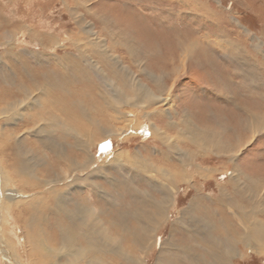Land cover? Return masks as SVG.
<instances>
[{
	"label": "rangeland",
	"instance_id": "rangeland-1",
	"mask_svg": "<svg viewBox=\"0 0 264 264\" xmlns=\"http://www.w3.org/2000/svg\"><path fill=\"white\" fill-rule=\"evenodd\" d=\"M78 1L79 2H76V0H0V178H6L3 186L0 184V231L3 238L2 241L7 245L0 254V264H10L8 261L13 262V258L9 255L11 260H8V257L5 254H14L15 260L17 259L18 264H44L45 260H37L43 259L40 254L36 251L32 253L29 252L30 250L26 243V232H24L25 228L23 220L30 217L31 210L27 208L26 204L17 202L29 201L34 198L42 199L43 197L45 202H47L36 208V214L39 212L41 217L39 229L42 234H44L42 235V238L45 237V239L43 238L45 245L57 252L58 261H55L54 263L82 264L76 262L75 258L67 255L65 250L60 249L64 248L65 240H61L62 234L61 232L56 231L55 225L56 221L62 222V219L61 216L54 217V215L51 214V209L55 208L54 206H56V203L54 199L59 195V190L63 188L64 182H62V177L65 175L68 177L69 174L73 172V170H71L73 169L72 166L68 164L66 160H64L63 163L59 162L60 160L58 159L56 149L62 147V144L72 145L71 143H73V140L69 138L71 135L69 133L72 132V128L69 127V125L79 126L81 121L82 125H84L83 122L86 123V118L83 117V114L91 113V116H96L98 114L97 111L101 112L102 107H104L105 96L108 97L110 95L111 89L109 91L104 89V87L106 88L105 81L101 79L102 74L100 73V75H98L96 70H103L105 74L108 75L109 79L112 78L111 81H113L115 85L122 84L126 81L128 85L125 90L126 92L123 91V93L124 96L126 94L130 95V89L131 86L133 87L134 78L139 80H144L146 78L145 75L140 74L138 65L136 64L139 60V56L136 58L132 55L133 46L139 47V50H141L140 53H144L145 48L147 50H153V46L156 45L158 54L165 53L169 55L171 53L179 52V48H177L179 47V44H182L183 46L195 45L197 46V55L195 57L194 65L192 64L193 66L189 68V71L181 72V74L177 76L178 79L175 81L172 90V98L178 103V109L175 110L176 107L171 109L174 119L172 120L168 115V113H170L169 108L174 105L172 103V105H165L164 107L162 105L154 106L155 110L154 107L149 108V118L145 117L144 108L129 107L127 109L129 112L127 118L133 119V123L129 124L131 126V131L129 130L127 133L118 137H109L101 142L97 141L95 146L91 147L90 153L98 163L91 167L93 170L98 167L102 168H100L97 175L95 174L96 176L93 175L88 177V171L81 172V174H85V182L82 183L83 188L81 190L84 195L89 198L91 203H94L95 210H98L99 223H102V228L104 227L105 230L108 231V234L114 243L117 244V246L114 245V247H118L117 256L111 253L107 255L102 254L103 257L101 256V259L103 262L108 264H135L134 259L142 258L144 259V264H158L157 259L159 251L162 247V243L167 241L171 235L170 231L172 223L179 217L180 211L186 209L190 201L198 195V191H196L197 188L202 192V195L204 194L208 197L211 196L216 198L219 196L220 187L228 182L231 175L234 174V168L232 169L229 167L230 170L229 168L226 169L223 167V165L225 166L224 163L230 165L229 163L234 161L239 167L242 166L240 167L241 173H244L247 176L250 174H258V172L262 171L264 172V129L257 132L251 141L240 148L241 151L237 154L238 157L236 156L233 161L227 157L224 158L225 161L218 160L217 158L216 160L214 158L208 159L206 164L212 170L209 172L210 177L207 176L204 178L203 176H198L196 172L193 176L192 184L197 188L190 187L187 189L184 185L179 188L177 194H179L178 198L180 199H178V202L176 203V209H169L170 214L168 215V220L160 226L161 228L158 231L159 234L157 235L156 240H153L152 242V244L155 243L153 248L150 242L148 246L149 249L145 254L139 250V246L136 244L137 233H140L142 230L141 225L139 226L137 220L130 215L131 208H134L133 206L138 205L139 202L136 200L134 201V199L131 201L128 197L127 189L129 186L122 182L124 181L122 177H128L126 169H130L132 172L137 171L132 163L135 155H140L142 157L153 155V160L160 165L161 163L168 164V158L166 157L167 154H165L168 153V157L171 159L168 161H171V163L174 164L178 163V159H180L179 156L176 153H169L167 145L163 146L159 143L160 141L158 139L154 138V130L152 126L157 125L163 128L167 121L169 123L172 121L180 122V120L184 118L187 110L191 111V113L187 114V117L190 116L192 123L200 127L216 129L219 127L218 125L221 124L220 121H225L226 124L229 125L228 127L234 131L235 129L233 128L238 129L240 126V120L242 117L243 120H245V123L250 125V123H248L249 118L247 117L248 110L257 113L260 117L258 120L264 123V97L261 98V95L259 97V94L249 95V88L246 85L253 81L251 76L255 79H257L256 77H260V75L264 76V0ZM83 1L86 3L84 4ZM70 8L74 11H71ZM75 9L78 10L75 11ZM13 34H15V36L10 40L9 38ZM227 42L233 44V52L236 54H233L230 49L228 54L226 52L221 53L214 49L215 44L230 45L226 44ZM99 43L107 44V46L111 48V52L119 56L118 58L122 62L121 67L124 66V68H127L125 69V72H119L116 69L114 70V61L108 59L106 55H102L101 52L97 50L98 47L94 45ZM51 44H60V47H52ZM72 44H75V46H72ZM78 44H80L81 49H84V52L86 51V54L83 55V51L80 53L81 49L77 48ZM88 44L92 45L88 46ZM152 44L154 45L152 46ZM142 46L144 47V50ZM206 46L213 48L215 51L212 50L207 54L203 53L202 50ZM90 47L91 49H89ZM97 51L99 53H97ZM29 52L36 54L39 53V58H37V60L29 58V56H27ZM106 52L109 53V50ZM140 55L142 56V54ZM233 55L237 58H241L240 60L244 64H235L232 59L234 58ZM155 56L156 57L150 59L149 63L154 65L159 62L160 56H157L156 54ZM89 57L92 61L89 60ZM57 58H62L66 62H69L70 59H72L73 62L76 63L81 59L80 62L82 68L84 66L89 72L83 70L85 82L81 84L73 83L71 81L73 77L71 69L66 72L63 71L55 61ZM86 58H88V61ZM220 58H222L225 63H223L222 60L218 61ZM213 60H216L219 63L218 65L221 74V77H219L221 79L220 82H218L216 76H214V68L212 69L211 66L209 67L208 65L209 62H213L212 66H215L216 68L217 62H214ZM94 61L99 67L92 70L93 67H91V63L95 64ZM190 65L191 63H189V66ZM46 68L51 69L52 71V81H54V85L61 83L63 87L61 90L59 89L54 92V96L60 99V103L53 108H50L48 105L47 100L49 98H44V103L46 104L47 102L46 105H48L49 108L47 107V111H43V113L47 119H50L53 123L58 121V119H64L66 123L56 124V129L53 131L54 134H52V149L49 145L47 147V144H42L38 141L39 138L35 133L38 129L37 123L43 122H36L34 116H29L30 113L24 110V105L15 106L13 111L15 113L12 114V110H6L9 106H7L9 102H13L14 104L15 102H21V104H25V95H23L22 90L17 89L21 84L20 82H25L24 87L33 85V82L31 81L33 79H37V85L46 82ZM130 69L132 71H130ZM245 71L249 72L245 75L250 73L251 75L244 76L243 74ZM29 74L36 79L31 78ZM42 74L45 76L44 78ZM209 77L215 82L214 84L213 82L212 84H209L207 81ZM115 78L117 79L115 80ZM130 79H132L133 82ZM245 79L247 80L245 81ZM91 81L93 83H91ZM82 84L84 85V88ZM129 84L132 85L129 86ZM99 87H101V89ZM82 90L85 91L83 92ZM256 90L261 89L260 87L256 88L253 92ZM99 91L103 92L100 93ZM262 92L263 91H259L260 94ZM253 97H256L255 100ZM115 98V96H112L113 100ZM100 102L103 104H100ZM190 102L193 104V107L187 106ZM68 104H71V106ZM82 109H84V113H82ZM246 110L248 111L247 113ZM31 113L32 115H35V112L32 111ZM73 114L75 116H73ZM99 115L100 114L97 116ZM52 119L55 120L52 121ZM69 121L71 124H69ZM67 124L69 125L66 126ZM125 124L126 123L123 124L120 122L117 125L123 127ZM234 124L235 126H233ZM231 130H229V132L226 131L227 134H225L224 138L225 142H233V140H235V134ZM48 132H51V130ZM168 133L173 138H176L175 136L178 135V128L175 127V129H168ZM18 137L21 140L20 148L17 145L19 140ZM98 137L99 136H95V140L100 139V137ZM106 141L110 142V145L106 150L101 151V145ZM175 142H177V139H173V142L168 144L175 145L178 143ZM1 143L7 146L4 154H1ZM179 145L182 147L181 144ZM185 145L187 144L185 143ZM70 151H72V148ZM198 151L199 150L196 148L194 149V157L202 153L201 151ZM121 152L123 153V163L120 164L125 168L117 167L116 172L115 169L110 168V162ZM163 153L165 154L164 157L162 155ZM3 155L6 157H3ZM198 159H200L199 156ZM18 161H20L19 164H16ZM197 162L199 163L200 161ZM19 166L24 169L23 172L17 168ZM66 166L69 167V172H66ZM117 180L121 182L116 183L114 186L109 183V181ZM97 184H99V186ZM92 185L98 186L97 192L93 191L92 188L94 186ZM131 188L140 191L149 190L152 197L159 198L160 193L156 190L150 189L143 182L131 185ZM229 189H232L231 185H229ZM53 190H55L57 195ZM118 195L119 197H122L120 201L119 197H117ZM98 196L101 197L98 198ZM104 196H108L111 199L118 198V206L116 208L106 207L105 201L102 199ZM205 201L206 203L208 202L207 205L209 206L210 202L207 199ZM16 202L17 205L13 206ZM88 203L91 204L89 201ZM112 204L115 203H111V205ZM45 205L46 207H44ZM2 207L3 209H1ZM86 207H88V205H86ZM211 207L209 208L213 210L211 214L207 213L209 216H213V212H215V210L217 211L215 205H211ZM7 209L10 210L8 211ZM68 209H70V206ZM224 209L225 208H223V210ZM201 211L203 212H199L198 210L199 214H204V210L201 209ZM230 211L225 209L223 213L225 215L227 212V215ZM46 213H48V215ZM120 214L121 216L119 217ZM122 215H126L128 218L126 217L123 219ZM214 217L217 216H213L212 218ZM218 218L220 219V217ZM124 220L128 221L127 223L129 226ZM217 221L219 222V220ZM123 227L124 229L127 227L125 229L126 231ZM138 227H140V229ZM180 227L181 226H178V229H180ZM127 230L129 231L128 233H126ZM132 231L133 233H131ZM192 232L193 231L190 230H187L186 232L184 230L181 231V229L173 232L174 234H172L171 237H173V241L175 240L177 246L176 251L183 252L187 249H191L193 245L191 238ZM56 237H59V240ZM148 239L150 240V238ZM259 246L260 244L258 245V251L250 252L248 250L247 253V248L239 245L240 250H243V253L246 251L245 253L247 256H245V258H239L238 256L231 257V264H264V243L260 247ZM120 249L124 252H121ZM195 252L201 255L203 253L200 248H196ZM121 254L123 257H120ZM123 254H125V258ZM181 256L182 254L180 257ZM126 258L128 259L126 260ZM181 259L182 260L179 261L175 256L174 261H172L171 264L174 262H176L175 264H182L181 262H183V264H190V262H185L183 256Z\"/></svg>",
	"mask_w": 264,
	"mask_h": 264
},
{
	"label": "bare ground",
	"instance_id": "bare-ground-1",
	"mask_svg": "<svg viewBox=\"0 0 264 264\" xmlns=\"http://www.w3.org/2000/svg\"><path fill=\"white\" fill-rule=\"evenodd\" d=\"M76 2H79V1L76 0ZM83 3H84V1H83ZM79 7H81V6H79ZM77 10L75 9V11H77ZM71 11H74V10L71 9ZM78 13H79V11H78ZM14 36H15V34L11 35L9 39L10 40H11V38L13 39ZM227 40H229V39H227ZM226 44H230V45L215 44L214 49L218 50L221 53L226 52L227 54H228L229 49L233 52L234 51L233 44L231 42H227ZM51 45H52V47H56V46L60 47V44H51ZM91 45L92 44H88V46H91ZM94 45H96L98 47V49L97 48L96 49L99 52H101L102 55H106L108 57V59L114 61L113 62V64L115 65L114 70L116 69L119 72H123V71L125 72V69H127V68H124V66L121 67L122 62L118 58L119 56L116 54H113V52H111V48L108 47L107 44L99 43V44H94ZM115 45H117V44H115ZM153 45L154 44H152V46ZM72 46H75V44H72ZM77 48L81 49L80 44H78ZM142 48L144 50L143 46H142ZM177 48H179L178 49L179 52H175V53H171V54H169L167 52L169 54V55H167L165 53H163V54L159 53L158 54L156 45L153 46V50H147L145 48L144 53L143 52L140 53L141 50H139V47L133 46V49H132L133 54L132 55H133V57L135 56L136 58H137V56H139V60L137 61L136 64L138 65L140 74L145 75L146 78L144 80L143 79L139 80L137 78L136 79L134 78V82L132 79H130L134 83L133 87L131 86L132 84H129V86H131V89H130V91H131L130 95L131 96L129 94H126V93H125L126 95L124 96L123 91L126 90L127 85H128L126 81H124V83H122V84H116L115 85L114 82L111 81L112 78L109 79L108 75L105 74V72L103 70L97 69L99 66L95 61H94L95 64L91 63V67H93L92 70L97 69L96 73L98 75H100V73L102 74L101 79H103L105 81L104 83L106 84V88L104 87V89H106L108 91L111 89L110 95L108 97L105 96L104 107H102V111L99 112V111L95 110L98 112V114H100L99 116H97L98 114L96 116H93V115L91 116L90 115L91 113L86 114V113H84V109H82L81 111H82V113H84L83 117L86 118V121H85L86 123L83 122L84 125H82V121H81V123L79 122L80 123L79 126H74V125L70 126L69 124H71V123L69 121V124L66 125V126L69 125V127L72 128L71 129L72 132L69 133L71 135L69 136V134H68V136H69V138H71L73 140V143H71L72 145L62 144V147H60V148L58 147L56 149L57 150L56 153L58 154V159L60 160L59 162L63 163V161L66 160L68 162V164H70L72 166L73 169H71V170H73V172L71 174H69L68 177H67V175L62 177L63 178L62 182H64L63 183L64 185H63V188L61 190H59V195H57L55 190H53V192H55V194L57 195L56 198L54 199L56 206H54L55 207V208H53L54 210L51 209V214L54 215V217L55 216H57V217L61 216V219H62V222L56 221V225H55L56 231L61 232V234H62L61 240L62 239L65 240V243H64L65 245L63 244L64 248H60V249L65 250L67 252V255L75 258L76 262H79L82 264H108L106 262H103V260L101 259L102 254L107 255V254L111 253V254L117 256V251H118L117 250L118 247H114V245L117 246V244L114 243V241L112 240V238L108 234V231L105 230L104 227L102 228V226H101L102 223H99L100 220L98 218L99 217L98 210H95V207H94L95 205H93L94 203L92 204L91 201L89 200V198L87 196H85L83 191L81 190L83 188L82 183L85 182V176H84L85 174H81V172L88 171L87 175H89L88 177H90V176H93L95 174L97 175L98 171H100V168H102V167H98L97 169L95 168L93 170V168L91 167V166H94L95 164L98 163V161L94 158V156H91L92 155L90 153L91 147H94L95 143L97 141L101 142L104 139L109 138V137H111V138L112 137H118L120 135H123L124 133H127L130 130L131 126L129 124L133 123V119L127 118V116H128L127 114H129L127 109L129 107H132V108L142 107V108H144L145 117L149 118V116H150V111H148L149 108H152V107L157 106V105L158 106L162 105L164 107L165 105L174 104L173 106H171L169 108L170 113H168L170 118H172V120L174 119V116L171 113V109H174L175 107H176L175 110L178 109L177 108L178 103L176 101H174L172 98V94H173L172 90H173V87L175 85V81L178 79L177 76L179 74H181V72L189 71V68L194 65L195 57L197 55L196 54L197 46H195V45L183 46L182 44H179V47H177ZM177 48H176V50H177ZM89 49H91V47ZM214 49L206 46L205 48H203L202 51H203V53L207 54ZM83 50L84 49H81V52L80 51H78V52L82 53ZM107 50H109V53L106 52ZM98 51H97V53H99ZM85 52L83 51L82 54L83 55L86 54ZM38 54L29 52V54L27 56H29V58H34L35 60H37V58H39ZM140 54H142V56ZM155 54L157 56H160V57H159V62L157 64L153 65L149 62H150L151 58L156 57ZM233 54H236V53L233 52ZM233 57L234 58H232V59H233L235 64H238V65H239V63H241L242 65L244 64L240 60L241 58H237L234 55H233ZM69 58H70V56H69ZM86 59L88 61V58H86ZM80 60L77 61V63H76V62H73L72 59H70L69 62H66L62 58H57L55 61L57 62L58 66L63 71L66 72V71H69L71 69L72 75H73L71 81L73 83H78V84L80 83L81 84V83L85 82L83 70L87 71V69L84 68V66L82 68ZM89 60L92 61V59L90 57H89ZM221 60L223 63H225V61L222 58L218 59V61H221ZM199 61H200V58H199ZM119 62H120V64H119ZM189 63H191L190 66H189ZM212 63L209 62L208 65H209V67L211 66L212 69L214 68L213 69L215 71L214 76H216L217 81L220 82L221 79L219 77H221V74H220L219 65H218L219 63L217 62V66H216V68L218 70L215 68V66H212ZM23 66H26V65H23ZM241 69H242V67H241ZM244 70H246V69H244ZM26 71H27V69H26ZM130 71H132V70L130 69ZM109 72H110V70H109ZM246 73H249V72L245 71L243 75L244 76L251 75V73L245 75ZM114 74H116V73H114ZM131 74H133V73H131ZM45 75L47 78L46 82H42V83H39V85H37V79L35 77H32L29 74V76L31 78L36 79V80H34V79L31 80L33 82L32 83L33 85H30V86H32V87H30V86L24 87L25 82H23V83L20 82L21 84L17 87V89L22 90L23 95H25V98H24L25 104H21V102H15V104L12 102L13 103L12 104L9 102V104H7V106L8 105L9 106L7 107L6 110H12L11 111V114H12V113H15V112H13L15 106L17 107L18 105L19 106L24 105L23 106L24 110L30 113L29 116L30 115L34 116L36 122L37 121L43 122V123H37L38 129L35 131V133L37 134V136L39 138L38 141L41 142L42 144H47V147L49 145L51 148V144H52L51 142H53V139H52L53 135L52 134H54L53 131H55V129H56V124H63V123H65V120L64 119H58V121L53 123L50 121V119H47V117L44 115L43 111H47V107L49 108V106H50V108H53L55 105L60 103V101H59L60 99H58L54 96V92H56V90H59V89L61 90L63 86L61 83H59V84L57 83V85L56 84L54 85V81H52L53 80L52 79L53 74H52L51 69L46 68ZM42 76H43V74H42ZM210 76H211V74H210ZM44 77L45 76H43V78ZM245 78H247V77H245ZM256 78L257 79H255L251 76V79H253V81L250 84H246V82H245V84L249 88V95L259 94V97L261 95V98H262V97H264V76L260 75V77H256ZM116 79L117 78H115V80ZM246 80L247 79H245V81ZM98 81H100V80H98ZM207 81L209 82V84H212V82H213V84L215 83L211 79V77H209ZM106 82H108V83H106ZM91 83H93V82L91 81ZM170 83H171V85H170ZM100 86H101V83H100ZM244 87H245V85H244ZM259 87L261 90H256L253 92L254 89L259 88ZM83 88H84V85H83ZM83 88H81V89H83ZM99 88L101 89V87H99ZM82 91L84 92L85 90H82ZM259 91L260 92L263 91L262 92L263 94L262 93L260 94ZM101 92H103V91H101ZM112 96H115L116 98L113 100ZM45 97L49 98L47 100L49 106L46 105L47 102H46V104L44 103ZM100 97H102V96H100ZM253 98L255 100L256 97H253ZM91 99H93V98H91ZM101 103L102 102H100V104ZM10 104H12V105H10ZM69 106H71V104ZM72 106H74V105H72ZM187 106L193 107V104L190 102L189 105L187 104ZM154 110H155V107H154ZM32 111L35 112V115H32V113H31ZM243 111H242V113H243ZM248 111L246 110V113L248 112L247 117L249 118L250 122L248 121V123H250V125H247L245 123V120H243V117H242L240 120V126L238 127V129L233 128V129H235L234 131L228 127L229 125H227L225 121H223V122L220 121L221 124L218 125L219 127L216 129H212L210 127L197 126L196 124L192 123L190 116L187 117V114L191 113L190 110H187L186 114L184 115V118L181 119L180 122L172 121L169 123L167 121L166 125L163 128H161L157 125L152 126V128L154 130L153 131L154 138L158 139L160 141L159 143H161L163 146L167 145L169 153H172V154L176 153L180 159H178L177 164L171 163V161H168V160H171L168 157V153H165V154H167L166 157L168 158L167 159L168 164L167 163H163V164L161 163L160 165H158L153 160V158H154L153 155H150L148 157H142L140 155H135V156L133 155L134 158L132 160V163H133L134 167H136L137 171L132 172V170L126 169L128 177H124V178L122 177V179H124V181H122V182L126 183L129 186V188L127 189L128 190V197L131 199V201H132V199H134V201L136 200L139 202V204L137 202L138 205H136V206L134 205L133 206L134 208H131L130 215L132 218H135L137 220L139 226L141 225L142 230H141V232L139 231L140 233H137L136 244H138L139 250L143 254H145L147 252V250L149 249L148 246H149L150 242H151V245L153 248L155 243L152 244V242H153V240L154 241L156 240V237L159 234L158 231L161 228L160 226L168 220V215L170 214L169 209L170 208L176 209V206H177L176 203L178 202V199H180V198H178L179 194H177L179 188L182 185L186 186L187 189H189L190 187H196L194 184H192V179H193L194 174H196V172H197L198 176H203L204 178L209 176V172L211 169L206 164L208 159L214 158L216 160V158H217L218 160H224V158L227 157L228 159L233 161V159L236 158V156L238 157L237 154L239 153V151H241L240 148L243 147L244 145H246L249 141H251L257 132H260V130L264 129V123L262 121L258 120V119H260L259 115L257 113H254L252 110L251 111L248 110ZM87 113H89V112H87ZM48 115H49V113H48ZM68 115H71V114H68ZM78 115H80V114H78ZM73 116H75V115L73 114ZM53 120H55V119H52V121ZM72 122H73V120H72ZM120 122L123 124L124 123H126V124L123 127H120L117 125ZM25 123H26V121H25ZM233 126H235V124ZM25 127H26V125H25ZM175 127L178 128V135L175 136L176 138H173L168 133V129H175ZM240 128L242 131L240 130ZM49 130H51V132H48ZM229 130L233 131L235 134V138H234L235 140H233V142H229V141L225 142L224 141L225 134H227L226 131L229 132ZM95 136H99L100 139L95 140ZM173 139H177L178 143L175 142L177 144L169 145L168 143L173 142ZM185 143L187 145H185ZM179 144H181L182 147ZM17 145H18V147L21 145L20 138L18 140ZM1 147H2L1 154H4L7 146H5L3 143H1ZM71 148H72V151H70ZM195 148L202 152L200 155H198L200 157V159H198V156L194 157L193 151ZM165 154L164 153L162 154L163 157L165 156ZM29 155H30V153H29ZM122 156H123V153L122 152L119 153V155L116 156L115 159L110 162V164H111L110 168H113L115 170L117 167L118 168H121V167L125 168L124 166H122V164H120V163H123L122 162V158H123ZM3 157H6V156L3 155ZM30 160H32V159H30ZM197 161H200V162L198 163ZM19 162L20 161H18V163H16V164H19ZM114 164H116V165H114ZM224 164H225V166L223 165V167H225L226 169H228L229 167H231L232 169L234 168L233 169L234 174L231 175L228 182H226L223 186L220 187L219 196L216 198H213L211 196L208 197L204 194L202 195V192L196 187L197 188L196 191H198V195H196V197L190 201V203L186 209L180 211L179 217L178 218L176 217L177 219L171 225L172 233L170 231L171 235H170L169 239L167 241H165L164 243H162V247L159 251L158 259H157L158 264H171V262L174 261L175 256L177 257V259H179V261L182 260L181 257L183 256L185 259V262H190V264H231V260H230L231 257L238 256L239 258H245V256H247L245 253L246 251L244 250L245 252L243 253L242 252L243 250H240L239 245H242L243 247L245 246L247 248V253H248V250L250 252H254V251L256 252L259 250L258 245L259 244H260V246L263 245V243H264V172L262 171V172H258V174H254V175L250 174L249 176H247L244 173H241L240 167H242V166L239 167L236 163H234V161L232 163L230 162L229 163L230 165H228L227 163H224ZM3 165H5V164H3ZM17 168H19L21 170V172L24 171V169H22L21 166H19ZM65 168H66V172H69V167L66 166ZM91 168H92V170H91ZM77 170H79V171H77ZM229 170H230V168H229ZM116 172H117V170H116ZM223 172H225V171H223ZM13 173H16V172H13ZM127 174L125 173L126 176H127ZM25 175H27V174H25ZM146 175H148V176H146ZM40 177H41V175H40ZM157 178L159 181L157 180ZM69 179H71V180H69ZM5 180H6L5 177L0 178L1 186H3ZM118 182H121V181H118V180L117 181H109V183L113 186L116 185V183H118ZM140 182L145 183L146 186L149 187L150 189H153V190H156L157 192H159L160 193L159 198L152 197L149 190L140 191V190H136V189L131 188V185L139 184ZM34 183H33V185H34ZM38 184H39V182H38ZM45 185H43V186H45ZM97 185L99 186V184H97ZM229 185L232 186L231 190L229 189ZM40 186H41V183H40ZM92 186L95 187V188L94 187L92 188L93 191L97 192L98 186H96V185H92ZM40 189H42V188H40ZM43 190H46V189H43ZM99 190H102V189H99ZM4 191H6V190H4ZM48 192H47V194H48ZM117 193H119V192H117ZM54 197H55V195H54ZM100 197L101 196H98V198H100ZM117 197H119V195ZM121 198L122 197H119V201ZM203 198L205 200L207 199L210 202L209 206L207 205L208 202L206 203V201ZM42 199L34 198L32 200H29V201H17V202L22 203V204H26L27 208L29 210H31L30 217L23 220L24 228H25L24 232H26V241H27L26 243L28 244V248L30 250L29 252L32 253V252L36 251L38 254H40V256L43 259H37V260L38 261L39 260H45L44 264H56L54 262L58 261L57 260V252L45 245L44 240H43V238L45 239V237L42 238V235H44V234H42L41 230L39 229L41 217L39 215V212H37V214H36V208L38 206L44 205L43 203L47 202V201L45 202L44 197ZM102 199L105 201L106 207L116 208L118 206L117 205V199L118 198H114L115 199L114 200L108 196H104V197H102ZM202 199L205 201V203ZM88 201L91 204H89ZM17 202L14 203L13 206L17 205ZM111 203H115V204L111 205ZM86 205H88V207H86ZM127 205H128V202H127ZM211 205L216 206L217 211L215 210V212H213V216H217V217L212 218L213 216H209V214H211V212L213 210V209L211 210V208H212ZM69 206H70V209H68ZM44 207H46V205ZM209 207H211V208H209ZM223 208H225L229 211L231 210V211L228 212L227 215H226V213H227L226 212L224 215L223 211L225 209L223 210ZM1 209H3V207ZM201 209L204 210V214H201V213L199 214V212H203V211H201ZM7 210L9 211L10 209H7ZM198 210H199V212H198ZM118 213H116V214H118ZM123 213H125V212H123ZM207 213H209V214H207ZM46 214L48 215V213H46ZM127 214H129V213H127ZM120 216H121V214L119 215V217ZM122 217H123V219H125L127 216L122 215ZM218 217H220V219ZM209 218H211V219H209ZM217 220H219V222ZM119 221L122 222L121 220H119ZM3 222H5V221H3ZM125 222L127 223L128 221L126 220ZM117 223H118V221H117ZM127 225H128V223H127ZM191 225H193V226H191ZM178 226H181L180 227L181 231L182 230H184L185 232L187 230L193 231L192 235H191L193 245H192L190 250L187 249L186 251H183V252L176 251L177 246L175 244V240L173 241V237H171V236H172V234H174L173 232L180 230V229H178ZM55 228H54V230H55ZM126 228L127 227H125V229ZM138 228L140 229V227H138ZM123 229H124V227H123ZM54 230H52V231H54ZM131 230H132V228H131ZM128 232L129 231L127 230L126 233H128ZM131 233H133V231ZM130 235H132V234H130ZM53 236H54V234H53ZM148 238H150V240ZM2 239L3 238L1 236V231H0V254L7 247V245L5 244L4 241H2ZM123 239H124V237H123ZM2 242H4V243H2ZM196 248H200L202 250V252H203L202 255L195 252ZM121 252H124V251L121 250ZM119 254H118V256H119ZM181 254H182V256L180 257ZM5 255L8 257V260H11V257L13 258V262L8 261V263L18 264L17 259L15 260L14 254H5ZM123 255L125 258V254H123ZM85 257H87V258H85ZM120 257H123L122 254ZM126 257H128V256H126ZM19 259H21V258H19ZM127 259L128 258H126V260ZM134 260H135V264H144L143 263L144 259H142V258H139V259L136 258ZM107 261H108V259H107ZM175 263L176 262H174L172 264H175ZM181 263L183 264V262H181ZM184 264H187V263H184Z\"/></svg>",
	"mask_w": 264,
	"mask_h": 264
},
{
	"label": "snow or ice",
	"instance_id": "snow-or-ice-1",
	"mask_svg": "<svg viewBox=\"0 0 264 264\" xmlns=\"http://www.w3.org/2000/svg\"><path fill=\"white\" fill-rule=\"evenodd\" d=\"M109 145H110V142L106 141L103 145H101V151L106 150L109 147Z\"/></svg>",
	"mask_w": 264,
	"mask_h": 264
}]
</instances>
